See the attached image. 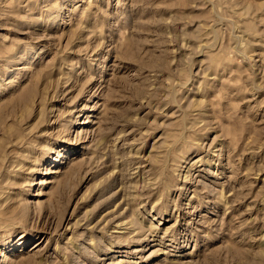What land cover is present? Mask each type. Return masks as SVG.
<instances>
[{
    "label": "rangeland",
    "instance_id": "1",
    "mask_svg": "<svg viewBox=\"0 0 264 264\" xmlns=\"http://www.w3.org/2000/svg\"><path fill=\"white\" fill-rule=\"evenodd\" d=\"M0 264H264V0H0Z\"/></svg>",
    "mask_w": 264,
    "mask_h": 264
},
{
    "label": "bare ground",
    "instance_id": "2",
    "mask_svg": "<svg viewBox=\"0 0 264 264\" xmlns=\"http://www.w3.org/2000/svg\"><path fill=\"white\" fill-rule=\"evenodd\" d=\"M76 122H77V121H76ZM82 122H83V121H82ZM76 124H80V123H76ZM167 151H168V150H167ZM165 152H166V151H165ZM166 153H167V152H166ZM166 153H165V156H163V157H165V158H166V156H167ZM167 154H168V153H167ZM173 161H174V160H173ZM179 161H180V160H179ZM135 170H136V169H135ZM42 180H43V184H47V183H49V180H47V178H44V179H42ZM150 180H151V179H150ZM145 185H146V184H145ZM139 187H140V186H139ZM38 193H39V192H38ZM40 194H41V193H40ZM134 211H135V210H134ZM135 213H136V212H135ZM132 214H133V213H132ZM133 219H135V217H134ZM133 219H132V220H133ZM136 221H137V219H136L135 221L133 220V221H129V222H128V221L125 222V220H124V221L120 222V224L117 223V226H116V227H117L118 229H122V230H123V229H130V233L132 232V234L135 233L134 235H140L139 233H141V232H143V231H141V232H139V231H140V230H143L142 228H144V227L141 226L142 223H140L139 221H137V222H136ZM131 222H133V223H134V222H136V223L139 222V223H140V228L138 227V228H139V229H138L137 227H135V226H136L135 224H134V227H133V224H131ZM150 223L152 224V221H150ZM128 224H129V225L131 224L132 227H130V226H125V225H128ZM151 224L149 225V227L153 225V224H152V225H151ZM138 225H139V224H138ZM154 226H155V225H154ZM154 226H153V227H154ZM141 227H142V228H141ZM151 228H152V227H151ZM137 229H138V230H137ZM152 229H153V228H152ZM136 230H137V231H136ZM165 230H167V229H165ZM120 231H121V230H120ZM128 231H129V230H128ZM138 232H139V233H138ZM120 233H121V232H120ZM123 233H124V232H123ZM137 233H138V234H137ZM124 235H125V233H124ZM130 237H131V236H130ZM134 238H135V237H134ZM124 241H125V240H124ZM132 242H133V241H132Z\"/></svg>",
    "mask_w": 264,
    "mask_h": 264
}]
</instances>
